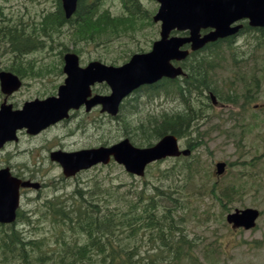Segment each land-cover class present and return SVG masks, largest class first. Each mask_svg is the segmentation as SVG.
Wrapping results in <instances>:
<instances>
[{
	"label": "rangeland",
	"instance_id": "rangeland-1",
	"mask_svg": "<svg viewBox=\"0 0 264 264\" xmlns=\"http://www.w3.org/2000/svg\"><path fill=\"white\" fill-rule=\"evenodd\" d=\"M142 5L141 7L152 15L159 7L156 0H142ZM104 7L112 10L114 14H120L122 11L118 1L106 2ZM56 11L57 4L53 0H0L1 14L11 19H4L6 21L0 22V25L10 28L20 22L25 28L22 34L25 38L26 32H29L35 23H40L45 15ZM74 27L75 25L73 28L63 26L61 33L44 37L40 47L23 50L20 54L22 60L14 59L5 48L6 44L13 49L8 39L0 38V71H9L8 68H13L23 73L24 86L19 93L20 101L15 100L19 109H22L27 101L37 98L43 100L56 95L58 87L65 79L63 56L66 47L68 51L73 49L80 51L78 55L82 66L92 61L119 66L129 60L134 53L150 51L153 43L160 38L159 24L153 23L149 26L143 22L141 28L136 29L134 33L120 32L117 35L107 33L98 40H92L91 44L75 35ZM16 33L20 35L18 31ZM0 36H2L1 32ZM253 38L254 35L242 37L235 46L248 53H260L258 69H263L264 43L261 44V49L257 46L249 47ZM31 39L40 42L38 33ZM24 41L20 44L15 43V47L19 48L25 43ZM234 71L236 68L228 66L218 75L223 79L234 81ZM251 73L261 78V85L251 105L256 112L249 110L245 119L248 123L250 118L249 126L245 128L234 126V119L242 118L240 117L242 109L233 108L230 104L220 105L208 115L212 125H219L220 129L215 130L208 125L201 128L200 134L192 135L190 138L193 146H197L196 149H190L189 139L179 140L182 149L191 150L189 157L199 162V172L203 175V178L197 177L188 184L180 182L182 180H179L178 173L169 176L166 180L163 173L171 171L177 161L181 162L189 157L170 158L152 165L143 178L131 176L123 167L112 163L81 172L72 179L63 177L61 167L51 162L49 157L50 153L56 150L72 152L95 147L99 143H116L126 137L123 131L125 121L132 126L146 123L165 111L182 109V105L178 102L158 101L151 104L146 99L142 100V96L137 102L128 103L129 98L125 101L117 120L106 116L100 117L97 114L98 110L95 109L89 117L76 112L74 118L66 122V125L52 127L35 137L26 134L25 130L20 132L18 144H9L0 151V169L10 165L9 160L13 156V163L20 168L22 179L43 185L39 191H27L20 209L24 220L16 225V229L23 233V238L27 235V241L30 239L38 243L37 248L32 249L30 246L27 248L31 258L30 264L34 263V257L37 258L44 253L52 255L54 251L61 249L56 243L59 239L57 236H62L71 243L76 242L77 239L67 232L63 233L53 225L52 221L46 219L43 215L45 210L43 205L46 200L71 199L76 190H81L91 200L105 202L104 190L120 186L123 187L121 193H124L142 185L146 186L147 183L152 191L154 186L162 185L165 188L179 186L190 200L192 207L186 214V228L190 239L195 241L196 248L192 251V255L197 262L189 261V264H264V70L262 72L253 70ZM229 85L232 91L227 90L225 95L242 94L244 91L240 90L236 81L234 84L229 82ZM98 91L109 93L110 89L100 85ZM146 92L141 94L144 95ZM131 104L137 105L138 109H133ZM131 140L140 144L142 137L133 135ZM219 162L231 164L221 176L217 174L216 168ZM213 183H217L221 188L230 185L237 189L235 200L231 204L226 203L227 210H224L222 204L215 198L208 195L207 191ZM205 187H207L206 191ZM94 189H102L103 196H91ZM111 206L121 209V205L111 204ZM247 208L259 210L261 213L254 229L250 231L235 229L227 223L228 214ZM26 240H23V247ZM22 259L24 260V257ZM12 264H25V262L18 260L16 256L12 258ZM173 264H181V262Z\"/></svg>",
	"mask_w": 264,
	"mask_h": 264
},
{
	"label": "trees",
	"instance_id": "trees-1",
	"mask_svg": "<svg viewBox=\"0 0 264 264\" xmlns=\"http://www.w3.org/2000/svg\"><path fill=\"white\" fill-rule=\"evenodd\" d=\"M122 3L124 10L115 15L102 7V0H79L77 13L71 20L72 26L75 25V35L88 41H95L107 33L134 31L133 27L138 25V18L144 15V11L137 0H122ZM146 14L147 18L149 16L151 18L149 12ZM65 21L59 7L57 12L46 15L41 23H35V28H30L31 30L26 32L25 43L19 48L15 47V43L20 44L23 38L22 35H17L15 30L9 29L0 38L8 39L13 53H22L23 50L38 43L31 39L37 33L40 40L50 37L60 32V26ZM147 25H153L150 19ZM248 31L260 33L259 41L257 44L254 43V46L257 45L260 49L261 44L264 43V29L255 30L245 25L244 32ZM233 43H235L234 38L221 40L193 53L182 64L186 77L177 80L178 84L172 85L175 95L181 101L182 109L174 115H159L137 126H132L125 121L123 126L125 136L130 139L133 135L142 137V142L137 144L139 147L153 146L168 134H174L179 138H189L200 134L203 126L213 124L208 115L214 107L208 93L216 95L220 102L238 104L237 96L223 94L221 88L224 85H219L215 75L231 64L237 66L238 71L242 70V66L247 68L244 63L248 60L253 63V66H250L251 69H260H258L259 57L256 53L233 48ZM75 52L79 51L75 50ZM253 78L258 79V76L253 74L251 81ZM244 102L246 105L253 102L249 91L244 95ZM213 129H220V126L214 125ZM191 139L189 147L191 150L196 149L197 146H193ZM106 144L109 143L106 142ZM176 163L171 171L163 173L165 180L176 173L179 180H182L180 182L185 184L193 182L197 177L203 178L196 159L189 157ZM148 184L124 193H121L123 187L120 186L104 190L105 202L93 201L81 190L75 191L71 199L53 198L44 202L43 215L46 219L52 221L53 225L61 229L63 233L67 232L77 239L76 242L71 243L64 237L57 236L59 239L56 243L61 246V249L54 251L52 255L44 253L37 258L34 257L32 264H173L178 262L189 264V261L196 263L192 255V251L196 248L195 241L190 239L186 228V214L192 207L190 200L186 198L179 186L171 185L170 188L162 185L154 186L152 191L148 188ZM94 190L91 196H103L102 189ZM206 190L207 187H205ZM236 190L230 185L221 188L217 183H213L207 192L210 197L222 204L224 210H227L226 203L231 204L235 200ZM111 204L121 205V209L114 208ZM22 217L23 214L20 212V221L24 220ZM0 231V264H12V258L16 256L18 260L30 264L31 258L27 248L29 246L32 249L37 248L38 243L30 239L27 241V235L23 238V233L15 226L0 227ZM23 240H26L24 247ZM61 242L63 244H60Z\"/></svg>",
	"mask_w": 264,
	"mask_h": 264
},
{
	"label": "water",
	"instance_id": "water-1",
	"mask_svg": "<svg viewBox=\"0 0 264 264\" xmlns=\"http://www.w3.org/2000/svg\"><path fill=\"white\" fill-rule=\"evenodd\" d=\"M78 0H63V7L68 18L76 11ZM161 3L155 22H162L161 40L154 44L148 54L135 55L122 67H106L99 62L89 64L86 69L79 67V57L69 54L65 58V72L68 75L65 85L61 86L58 98L35 101L24 107L23 111L13 113L11 107H2L0 112V144L13 139L18 129L26 127L29 133L37 134L52 124L66 118L71 109H78L90 95V84L95 81H107L113 90L109 97L95 98L87 101L88 109L102 104L103 110L116 115L122 100L133 90L145 83H153L163 77L176 78L182 74L175 69L171 61L184 60L189 52L180 48L192 43L193 50L203 48L207 43L233 35L238 31L231 26L249 18L252 26H264V0H157ZM212 28L215 31L202 37L201 29ZM190 30L191 38H171L174 30ZM2 89L5 93L17 90L21 83L10 73H1ZM181 154L174 136H166L151 148L139 149L125 140L110 148L83 150L73 153L57 151L51 159L60 163L66 176H72L83 169H89L98 163L108 164L111 156L122 164L126 171L143 176L148 165L167 157ZM218 174L224 172L225 164L219 163ZM39 185L22 183L10 176L8 170L0 172V222L12 223L16 219L19 206L20 187ZM260 213L254 209L237 211L229 215L228 221L237 227L251 229L255 226Z\"/></svg>",
	"mask_w": 264,
	"mask_h": 264
},
{
	"label": "flooded vegetation",
	"instance_id": "flooded-vegetation-1",
	"mask_svg": "<svg viewBox=\"0 0 264 264\" xmlns=\"http://www.w3.org/2000/svg\"><path fill=\"white\" fill-rule=\"evenodd\" d=\"M22 80V79H21ZM22 82H23V80H22ZM23 86H24V82H23ZM23 88V87H22ZM21 91V90H20ZM20 91H18V92H16V93H14V94H11V95H6V94H4L3 92H2V90H1V85H0V108L3 106V105H11L12 106V109H18V105H17V102H15V100L16 99H18L19 101H20V99H19V93H20ZM79 113H83L84 114V116H86V117H89V116H91L92 114H93V111H91V112H87L86 111V109L85 108H82L80 111H78ZM79 115V114H78ZM100 115V117H102V114L100 113L99 114ZM74 116H75V114H73L72 115V118H71V120L74 118ZM67 123L66 122H62V123H60V124H58V125H56L55 127H60V126H64V125H66ZM22 131H24V130H22ZM22 131H20V132H22ZM19 132V133H20ZM26 132V131H25ZM27 134V133H26ZM29 135V134H28ZM30 136V135H29ZM20 142V138H19V140L18 141H15L14 143L15 144H18ZM9 144H12V143H8V144H6L5 146L4 145H1L0 146V151L4 148V147H6L7 145H9ZM100 144V143H99ZM12 157L13 156H11L10 157V160H9V162H10V165H6V166H4L3 168H10V170H11V172H12V175H14L15 177H17V178H21L20 177V171H19V167H17L14 163H13V160H12ZM2 169V168H1ZM22 192H24L23 190H22Z\"/></svg>",
	"mask_w": 264,
	"mask_h": 264
}]
</instances>
